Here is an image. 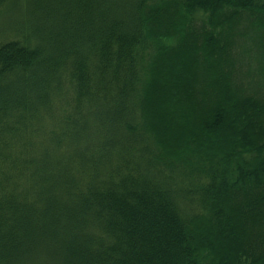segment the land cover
Masks as SVG:
<instances>
[{
	"label": "trees",
	"instance_id": "16d2710c",
	"mask_svg": "<svg viewBox=\"0 0 264 264\" xmlns=\"http://www.w3.org/2000/svg\"><path fill=\"white\" fill-rule=\"evenodd\" d=\"M0 22V264H264V0Z\"/></svg>",
	"mask_w": 264,
	"mask_h": 264
},
{
	"label": "rangeland",
	"instance_id": "374dc122",
	"mask_svg": "<svg viewBox=\"0 0 264 264\" xmlns=\"http://www.w3.org/2000/svg\"><path fill=\"white\" fill-rule=\"evenodd\" d=\"M2 22H0V28H1V24ZM5 30V29H4ZM239 46H241V45H239ZM248 46V45H247ZM236 51L238 52V53H240V50L238 49V48H236ZM244 60H243V63H244V66L242 67V71H244L243 73H244V75H246V71H249V70H247L249 67H250V71H253L257 66L254 64V62H252V60H250V61H247V56L244 54ZM252 59H254V58H252ZM249 74L251 75V73L249 72ZM257 76L255 75V78H253V80L254 81H258L259 82V80H258V78H256ZM261 76H259V78H260ZM262 92H264V86H263V88H262V90H261ZM261 208V207H260Z\"/></svg>",
	"mask_w": 264,
	"mask_h": 264
}]
</instances>
